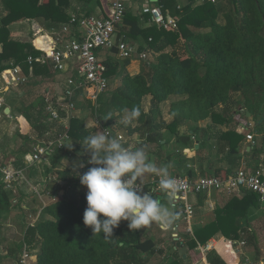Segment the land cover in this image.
I'll use <instances>...</instances> for the list:
<instances>
[{
  "label": "trees",
  "instance_id": "16d2710c",
  "mask_svg": "<svg viewBox=\"0 0 264 264\" xmlns=\"http://www.w3.org/2000/svg\"><path fill=\"white\" fill-rule=\"evenodd\" d=\"M98 2L103 5L107 17V0ZM156 4L165 17L175 19L176 28H158L150 22L148 14L125 13L117 27L121 30L118 38L115 36V45L121 41L130 44L138 42V51L148 52L149 59L141 61L142 70L135 76L118 71L119 59L103 61L109 83L97 100V108L91 101L75 96L76 109L88 108L91 117L97 119L102 127L110 128L107 125L124 114L125 109L139 107L141 115L134 119L136 126L128 132V136L138 133L141 137L146 135L151 138L156 130L166 126L157 121L161 104L171 96L179 98L170 104L172 121L166 127L171 131L185 121L198 122L211 118L212 122H227L234 113L239 114V107L255 118L254 130L261 135L260 142L255 141L254 146L250 144V151L243 153L247 157L245 169L261 173L264 152V0H201L200 3L187 0L182 6L176 0H157ZM69 7L70 0H0V79L14 66H20L27 77L22 86L30 82L32 76L52 78L56 75L50 63H27L29 56L36 58L41 53L31 41L16 39L11 29L14 24L35 20L54 29L52 31H60L70 20ZM110 50L119 54L116 46ZM131 59L125 58L122 63L126 65ZM63 74L66 78H79L75 71ZM116 80L119 83L114 85ZM64 88L57 95L51 92L53 88H46L44 97L38 96L30 102L28 93L18 97L17 103L20 104L23 98L25 104L21 101L23 106L20 111L17 109L19 117L16 121L22 128L26 126L37 132L42 140L51 137L55 128L62 131L59 124L46 121L45 97L49 95L55 101L63 94ZM9 90L1 91L0 97L4 99ZM148 96L150 107L146 112L144 100ZM232 100L234 108L225 107L221 113L215 111L218 106H226ZM5 107L4 104L0 112L9 121ZM59 114L65 117L60 110ZM67 122L69 140L66 145L54 151L48 164H38L44 168V174L51 171L57 173V177L47 180L43 188L48 191L46 196L50 202L41 208L36 223L27 226L22 243L6 249V256L15 257L19 251L22 254L26 249L30 256L36 257L33 264H146L155 255L158 245L153 238L144 233L142 235L143 228L129 230L127 221H121L112 236L105 237L103 233H93L90 227L84 225L87 190L81 186L79 176L93 165L87 164L91 153L80 143L96 130L86 127L85 117L79 115L70 117ZM245 140L246 135L237 133L235 128L221 132L217 137L218 150L227 152V157L239 162L242 158L241 144ZM141 145L128 143L124 146L134 150ZM63 159L70 163L69 167H60ZM78 163H84L85 167H74ZM15 168H18L17 164ZM229 173L231 170H217L212 177L225 180ZM62 190L64 193L60 196L59 191ZM13 195L0 183V213L17 207L11 204ZM16 196L19 199V193ZM259 199L254 193L232 194L224 206L215 209L211 222L196 229L193 235H188L186 246L190 249L205 246L208 240L221 235L233 246L241 241L244 242L242 247L257 248V236L248 218L251 210L261 204ZM239 219L247 222L239 223ZM206 257L209 264H225L214 251L208 252ZM181 261L182 257L177 256L168 264H182Z\"/></svg>",
  "mask_w": 264,
  "mask_h": 264
},
{
  "label": "crops",
  "instance_id": "0c3cea01",
  "mask_svg": "<svg viewBox=\"0 0 264 264\" xmlns=\"http://www.w3.org/2000/svg\"><path fill=\"white\" fill-rule=\"evenodd\" d=\"M201 0H197V3H200ZM187 0H176L178 5L186 4ZM157 0H125V7L126 13L130 12L133 15H141L142 9L148 6H156ZM106 6H108L109 11V0H107ZM158 6V5H157ZM69 14H78V15H85V16H95L98 18L106 17V11L103 9V5L98 2V0H70V7L68 9ZM23 27H27V40L31 41L33 44L36 43L38 38L41 39L43 46L48 47V39L47 37H39L34 36L35 31L37 29L44 30L45 33L50 34L52 30L49 29L43 24L35 21V20H28L24 22H20L14 24L12 26V33L14 34L16 39L21 41L24 40V33ZM121 29L117 28L115 36L118 38L119 31ZM114 36V39H115ZM136 46H138V42H133ZM1 51V46H0ZM99 58L103 61L111 59L112 61H116L117 59L120 60L118 63V71L126 72L130 76H135L139 74L142 70L141 61L138 58H132L128 64L124 65L122 62L125 61L124 59L120 58L118 53H114L113 50H103L98 53ZM57 76L64 77L63 79L56 80V88L52 87L54 90L50 89L51 92H54V95L59 94V90L63 89L65 86L66 77L63 73H56ZM31 77V76H30ZM29 77V78H30ZM33 80L39 81H48L51 78H43L41 76L31 77ZM57 78V77H56ZM0 81H2L0 79ZM60 82V87H59ZM1 84V83H0ZM3 85V83H2ZM4 91H7L6 87H3ZM9 90V88H8ZM21 95V94H19ZM179 98L176 96H171L165 103L161 104L160 106V116L158 117V123L162 125H169L172 121V117L169 114L170 104ZM5 100V111L6 114H9L12 119L11 121L16 120L19 116L17 112V102L15 98H10L8 95L4 96ZM150 100V97H149ZM150 105V104H149ZM150 107V106H149ZM225 107L234 108L235 105L231 104L230 102L224 106H218L215 111L221 113ZM87 109V110H86ZM145 109V108H144ZM148 109H145L148 112ZM89 111L88 108H79L76 109L74 112L75 115L85 116V125L88 128H96L95 121L93 118H86V112ZM238 113H234L232 118L224 123H220L219 121L212 122L211 118H207L202 121L192 122V121H185L180 123L178 127L174 131H171L166 126L160 127L155 132L154 137H148L143 135L142 137L138 133H134L132 136H128L129 144L135 145L142 143V147H144L149 160L157 165L158 167H166L168 170V174L170 177H180V176H187L191 179H198L200 177H212L215 176L216 171H225L231 170L229 175L235 174L239 169L245 168L246 164V156L243 155L244 152L250 151V142L245 140L241 145V153L242 158L239 162L233 161L234 158L227 157V152L221 153L218 150V141L217 137L219 133L226 132L230 129L236 130L237 133L246 135L248 133L254 136L255 141L258 143L260 141L257 140L261 138V135L258 134L254 130V126L256 125L255 118L251 117L250 113H245V111L240 110L237 107ZM0 123H6L8 120L4 118L3 114L0 112ZM113 122L108 124L107 126H113ZM68 124V122H67ZM136 125V124H135ZM133 125V126H135ZM1 129V127H0ZM101 130V128H99ZM1 139H0V148H1ZM1 154V153H0ZM8 157V156H7ZM10 158L15 160H21L16 155L15 157L10 155ZM263 160L262 164V175L264 178V152L261 156ZM22 161H28L26 158H22ZM239 164V165H238ZM70 163L63 159L61 161V168L69 167ZM21 167V165H20ZM44 168L39 170L34 169L32 167L26 168L24 171L25 178L27 183L35 187L36 184V172L38 175L41 176L40 172H44ZM44 174V173H43ZM219 174H221L219 172ZM43 176V175H42ZM57 177V173L54 171L49 172L48 176L44 175L43 181L39 184L43 186L46 184V181L54 180ZM154 177L153 174H146L145 176L141 177L138 183L146 184L151 181ZM56 181V180H55ZM26 184V183H25ZM24 183L20 185L19 191V209L21 219V224H25L24 231L26 230L29 221H28V214H37L41 211V208L50 202L49 197H47V192L44 191L42 195L45 200H41V204L37 205V199L31 197V200L28 199V194L23 191ZM29 188V187H28ZM64 193V190L59 191V195L61 196ZM143 194V193H142ZM237 195L242 194L240 191L236 193ZM234 195V194H233ZM232 197V195H227L224 191H217L212 190L208 193H203L199 195H189L188 202L194 208V215L192 219L187 222L183 219L181 214L182 204L181 202L177 201L174 195H167L165 192L162 193L157 197V200L161 203L169 206L171 210L176 213V218L167 226L161 227L158 223H153L149 226H145L142 231L147 237L153 238L157 242V251L155 255L151 256L146 264H168L172 259L177 256L182 257V264H209L207 261V254L210 251L216 252V254L225 262V264H234L235 256L238 254L239 257L243 256L244 258L249 259L244 253V249H236V251L232 252V247H237V245L232 244V242L221 235H216L207 243H213L212 248L204 252L203 245H199L197 248L190 249L186 246L188 235H193L194 231L203 225L211 222L214 219V211L217 207L224 206L227 201ZM38 199H40L38 197ZM43 199V198H42ZM27 202H29L27 204ZM32 208V210H31ZM35 208V209H34ZM264 203H261L258 208L252 209L248 218V223L251 229L255 232L256 236L258 234V229L256 227L257 221L261 220L264 216L263 213ZM15 210L10 208L7 212L0 213V225L2 226V222L10 221L12 219V212ZM26 213L27 216H26ZM45 219H48L45 217ZM239 223H245L241 219L238 220ZM23 231V233H24ZM243 248V247H239ZM250 252V248L245 249V251ZM2 251V252H1ZM6 252L0 249V264H6L7 260L10 257L6 256ZM34 262L36 260L35 256ZM33 260V259H32ZM242 261V260H241ZM33 263V262H32ZM236 264H242V262H238Z\"/></svg>",
  "mask_w": 264,
  "mask_h": 264
},
{
  "label": "built area",
  "instance_id": "2783aa9c",
  "mask_svg": "<svg viewBox=\"0 0 264 264\" xmlns=\"http://www.w3.org/2000/svg\"><path fill=\"white\" fill-rule=\"evenodd\" d=\"M215 2V0H210ZM126 13L125 0H109V15L104 18L95 16H81L71 14L69 22L64 25L60 31H51L50 34L45 33L42 29H37L34 36L47 37L48 47L43 46L40 38L33 45L40 51V55L36 58L29 56L27 63L33 62L45 64L50 63L53 70L57 73H66L75 71L78 79L69 76L65 80V88L61 96H57L55 101L49 95L45 97V114L49 122L59 124L63 129L57 131L55 128L51 137L44 139L33 150L30 160L23 161L21 168H15V159L0 154V183L3 184L4 190L12 192V205H18L19 199L16 196L19 193L20 185L23 183L28 185L37 197H42L36 187L30 186L25 178L24 171L26 168L35 167L38 164H45L55 150L63 148L69 140L68 135V119L74 115L76 111L74 99L85 98L92 102L97 108V100L99 96L107 89L109 80L106 77L107 68L97 53L103 50H110L114 46L117 47L119 55L122 58L131 59L133 55H137L140 61H147L149 54L146 51H138V47L134 44L121 41L115 45L114 36L117 27L123 21ZM143 14L150 16V22L161 27L176 28V21L170 16H164L158 6H148L142 9ZM3 86L7 88L13 85H22L26 82L27 77L23 73L20 66H14L8 72L2 74ZM3 90L0 89V93ZM55 102V104H54ZM4 99L0 97V111L4 106ZM59 110L65 113V117H60ZM1 115V114H0ZM7 117L12 119L10 115ZM101 131H105L111 137L117 138L125 145L129 143L126 135L114 131L111 128L101 126ZM246 140L251 146L255 145L254 136L250 133L246 134ZM177 181V189L172 194L176 200L181 202V214L183 219L189 222L194 215V208L188 202L189 195H199L208 193L212 190L224 191L227 195L241 192L254 193L259 196L261 203H264V180L262 173H251L245 168L239 169L234 175L229 176L225 180H219L216 177H200L191 179L187 176L172 177ZM138 183V182H137ZM140 184L141 193L149 192L154 199L164 193L159 187V177L155 176L149 183ZM49 194L47 193V196ZM45 206V205H44ZM37 214L28 215V226H33L40 216ZM213 243H207L203 247V251L207 252L212 248ZM242 247L244 242L236 243ZM29 252L24 249L22 252V260L20 264H27V260L31 259ZM242 264H251L248 259H244Z\"/></svg>",
  "mask_w": 264,
  "mask_h": 264
},
{
  "label": "clouds",
  "instance_id": "9594fccd",
  "mask_svg": "<svg viewBox=\"0 0 264 264\" xmlns=\"http://www.w3.org/2000/svg\"><path fill=\"white\" fill-rule=\"evenodd\" d=\"M125 112V123L141 115L139 107L125 109ZM96 128L97 131L85 136L80 143L91 153L87 164L93 165L79 176L81 186L87 190L84 225L105 237H111L121 221H127L129 230L153 223L167 227L176 213L149 192L142 194L137 182L146 174L158 176L160 189L171 196L177 189V181L169 176L166 167H158L149 160L144 147L137 146L134 150L125 147L119 139L99 130L98 122ZM74 167L83 168L85 164L78 163Z\"/></svg>",
  "mask_w": 264,
  "mask_h": 264
},
{
  "label": "rangeland",
  "instance_id": "374dc122",
  "mask_svg": "<svg viewBox=\"0 0 264 264\" xmlns=\"http://www.w3.org/2000/svg\"><path fill=\"white\" fill-rule=\"evenodd\" d=\"M1 14V13H0ZM23 32H25L24 34V40H27V27H23ZM29 41V40H27ZM136 55H133L132 58H136ZM153 58V57H152ZM57 77V78H56ZM64 77L61 76H57V75H53L52 78L48 81H39V80H33L31 79L30 82H28L26 85H13L12 87H10V90L7 92V95L10 98H15L18 100V97H22L24 95H26V93H28L29 95V99L28 101H32L34 98L38 97V96H43L46 94L45 93V89L46 88H56V80H61ZM56 79V80H55ZM2 80V79H1ZM0 89H2V87H4L2 85L3 80L0 81ZM119 83V81H113L114 85H117ZM111 86V80H110V84L109 87ZM59 87H60V82H59ZM21 94V95H19ZM236 100V99H234ZM232 100L230 103L233 105V101ZM21 101L23 102V98L20 99L19 103H17V109L20 111L22 109L23 104L21 103ZM25 104V102H23ZM149 96L147 98H145L144 100V108L148 109L149 108ZM17 110V112H18ZM87 110V109H86ZM19 113V112H18ZM75 116L72 115L71 117ZM126 116V112L124 114H122L120 117L115 118L113 121V126H109L111 129H113L114 131H118L124 135H128V132L132 129H134V127L136 126V121L132 120L131 122L125 123L124 122V117ZM81 118L85 117L84 115L80 116ZM90 111L86 112V118H90ZM93 117V116H92ZM91 117V118H92ZM94 119V117H93ZM46 121H48L46 119ZM135 125V126H133ZM0 139H1V148H0V153L10 157L13 156L15 157V155L18 158H21V160H16L15 164H17L18 168L19 166L22 164V158H26L28 159V161L30 160L31 154L34 150V148L43 140L39 137L38 133L30 130L29 128H27L26 126H23V128L21 127V125L19 124L18 121L16 120H9L6 123L1 124L0 123ZM18 134H20L21 136H19ZM23 136V137H22ZM257 140L260 141L259 137H257ZM48 164V163H46ZM34 169H41L40 165H37L35 167H33ZM44 170V169H43ZM36 172L37 178H36V184L34 185L38 191L41 193L43 190V186H40L39 184L43 181V177L44 175L48 176L49 173L47 174H43L45 172H40L41 176L38 175V172ZM43 175V176H42ZM29 187V186H28ZM27 186H24L23 191L28 194V199L31 200V197H36L35 199H37V205L41 204V200H45V202H47V199H45L43 196L39 197L40 199H38V197L30 190V188H28ZM20 191V190H19ZM43 198V199H42ZM29 202H27L28 204ZM42 205V204H41ZM18 205L17 207L14 206L13 209L15 210L14 212H12V219L10 221H3L2 222V226H0L1 230H0V249L2 248L3 251L6 252V249L12 247L14 244L19 245L22 243V238H23V231L24 228L26 226V223L23 225L21 224V219L22 217L20 216V211ZM35 209V208H34ZM32 210V208H31ZM33 212L30 211V213ZM263 213H264V208H263ZM28 213H26L27 216ZM29 215V214H28ZM28 217V216H27ZM256 227L258 229V234H257V248H251L250 252H247V250L245 251V249H247L245 246L243 248H239L240 246L232 247V252L236 251V249H244V253H246V256L249 258L248 260L250 261L251 264H264V216L261 220L257 221ZM142 235L143 231L141 230ZM241 242V241H240ZM234 245H237L236 243ZM2 252V251H1ZM21 252L19 251L17 253V255L14 257H10V259L7 260L6 264H19V260L21 259ZM33 259V260H32ZM245 259L243 256H240L237 254L235 256V262L234 264L238 263V262H243ZM247 259V258H246ZM242 260V261H241ZM34 263V258L32 257L31 259L27 260V264H33Z\"/></svg>",
  "mask_w": 264,
  "mask_h": 264
},
{
  "label": "water",
  "instance_id": "95a60500",
  "mask_svg": "<svg viewBox=\"0 0 264 264\" xmlns=\"http://www.w3.org/2000/svg\"><path fill=\"white\" fill-rule=\"evenodd\" d=\"M4 112L6 113V111L4 110Z\"/></svg>",
  "mask_w": 264,
  "mask_h": 264
}]
</instances>
